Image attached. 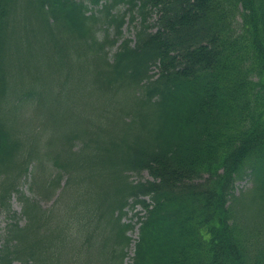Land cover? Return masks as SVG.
<instances>
[{
  "label": "trees",
  "instance_id": "16d2710c",
  "mask_svg": "<svg viewBox=\"0 0 264 264\" xmlns=\"http://www.w3.org/2000/svg\"><path fill=\"white\" fill-rule=\"evenodd\" d=\"M64 91L54 128L26 117ZM250 189L264 202V0H0V264H124L136 224L132 264H264V213L233 208Z\"/></svg>",
  "mask_w": 264,
  "mask_h": 264
},
{
  "label": "rangeland",
  "instance_id": "374dc122",
  "mask_svg": "<svg viewBox=\"0 0 264 264\" xmlns=\"http://www.w3.org/2000/svg\"><path fill=\"white\" fill-rule=\"evenodd\" d=\"M104 1V0H103ZM91 7H93V5H91ZM125 5L121 4L119 6V8L121 9H125ZM93 8H96L95 6ZM135 29H134V24H130V23H126L124 26V37H130L132 39H134L135 37ZM99 33H104V28H100ZM39 43H41L40 41H38ZM119 43V42H118ZM117 46H114L111 49V53H113L116 50ZM158 70V68L156 66L153 67V71L156 72ZM25 74V71L21 72L20 75L23 76ZM65 78V77H64ZM64 78H62L59 75V79L63 80ZM55 85V83H54ZM53 85V92H56V88H54ZM65 93L62 94L60 97L56 98L54 96V94L50 95V98H45V100L42 103H36L35 106L33 107L34 109L32 110V108H30L29 110H26V117L29 120H34V123H38L41 122L43 123V126H46L47 128H54V124H56L57 120H59V115H61L62 112L66 113L67 111H65L66 109L70 108V98L72 96V100L74 101V97H78L77 95H73L72 93L68 95L67 98V92L68 91H64ZM50 107V109L52 108V113L51 116L50 114L44 113L40 114L39 111H45L44 109ZM32 110V111H31ZM53 124V125H52ZM29 135L31 137H33L34 139H37L38 137V133L37 131H34L33 129H31L29 131ZM54 171V168L52 167V163L46 159L45 157L42 159V161H40L39 163H37V165H35V168L32 171V174L30 176V178L28 179L27 182L23 183V185L21 186V188L23 190H25L29 195H37V197H39L38 195V183L39 182H43L49 175L50 173ZM131 177L132 179L135 180H145V179H151V175L148 171H143L141 173H131ZM35 182V183H34ZM34 186L31 188V186ZM250 181L249 180H241L238 181V183L236 184V194H240L241 192H243L244 190H246L249 186H250ZM258 193L257 191H255L254 189H250L247 192H245L244 194L240 195L235 201H234V210L237 214H239L241 217H243L244 219H253V217L257 214H261L264 213V202L260 201V199L257 197ZM147 200H150V198L148 196H146ZM53 199H51L48 204H52ZM12 207L14 210H16L18 213L21 214V204L19 202V199L17 197L16 194L13 195L12 198ZM136 210H140L141 213L143 214L144 211L142 209L141 206H138ZM135 210H128V216L127 218L129 219L130 216H133ZM135 221L137 220V217H134ZM6 218L5 215H2L0 217V233H2V231L4 230L5 226H6ZM130 236L133 239H136L138 237V229L134 228L133 230H131L129 232ZM134 253L133 249H130L129 251V255L125 258L124 263L125 264H131L132 263V255ZM14 264H19L18 262H15ZM89 264H93V263H89Z\"/></svg>",
  "mask_w": 264,
  "mask_h": 264
}]
</instances>
